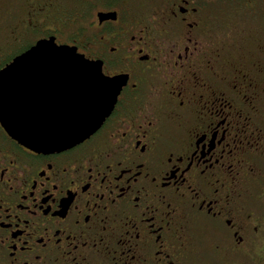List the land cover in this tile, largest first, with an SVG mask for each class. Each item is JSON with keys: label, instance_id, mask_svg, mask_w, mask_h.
Instances as JSON below:
<instances>
[{"label": "flooded vegetation", "instance_id": "af4514ba", "mask_svg": "<svg viewBox=\"0 0 264 264\" xmlns=\"http://www.w3.org/2000/svg\"><path fill=\"white\" fill-rule=\"evenodd\" d=\"M5 11L0 49L15 51L0 68L51 37L118 90L66 148L31 149L0 124V264H264V0Z\"/></svg>", "mask_w": 264, "mask_h": 264}, {"label": "water", "instance_id": "95a60500", "mask_svg": "<svg viewBox=\"0 0 264 264\" xmlns=\"http://www.w3.org/2000/svg\"><path fill=\"white\" fill-rule=\"evenodd\" d=\"M113 81L74 46L40 38L0 68V124L31 149L66 148L108 114Z\"/></svg>", "mask_w": 264, "mask_h": 264}, {"label": "rangeland", "instance_id": "374dc122", "mask_svg": "<svg viewBox=\"0 0 264 264\" xmlns=\"http://www.w3.org/2000/svg\"><path fill=\"white\" fill-rule=\"evenodd\" d=\"M7 1L8 0H0V11H2V15L0 17H5V15L7 14L5 11L7 8ZM14 51L15 50L12 49L11 46L4 44L3 48L0 49V62L7 60Z\"/></svg>", "mask_w": 264, "mask_h": 264}, {"label": "snow or ice", "instance_id": "6c2138e0", "mask_svg": "<svg viewBox=\"0 0 264 264\" xmlns=\"http://www.w3.org/2000/svg\"><path fill=\"white\" fill-rule=\"evenodd\" d=\"M190 167H191V165L188 164V165H185L184 170H177L179 172L178 183L187 184V181L184 179V172L187 171ZM189 188H190V190L192 192L193 198H197L199 196L198 190L195 189V188H191L190 185H189Z\"/></svg>", "mask_w": 264, "mask_h": 264}]
</instances>
